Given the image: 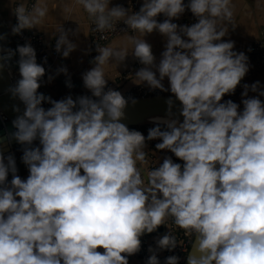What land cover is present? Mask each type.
<instances>
[{"label":"clouds","instance_id":"clouds-1","mask_svg":"<svg viewBox=\"0 0 264 264\" xmlns=\"http://www.w3.org/2000/svg\"><path fill=\"white\" fill-rule=\"evenodd\" d=\"M13 2V34L39 28L50 7L58 6ZM75 3L97 31L122 22L134 35L125 32L123 46H97L95 67L82 77L91 97L75 100L38 92L45 69L30 43L6 52V60L19 55L20 79L11 91L25 110L13 121L12 136L24 146L21 159L29 175L22 180L14 157L0 153V264H128L140 238L169 220L194 237L187 264H264V102L243 98L242 110L231 100L221 102L249 70L244 52L222 40L228 26L235 27L233 0H143L132 14L109 7L110 0ZM186 8L197 22H172ZM63 11L70 9L65 5ZM154 30L166 38L158 64L144 39ZM56 31L55 49L66 58L76 46L61 26ZM130 52L144 66L133 82L163 91L167 78L182 106V122L154 118L147 137L121 123L129 100L106 90L105 70ZM258 84L251 85L253 92ZM244 88L247 97L249 86ZM42 102L51 106L45 109ZM167 104L171 117L172 100ZM146 139L160 140L155 148L170 151L183 165L166 157L148 169ZM156 243L169 251L178 244L171 232ZM149 251L146 264H160ZM165 264H179V258L169 256Z\"/></svg>","mask_w":264,"mask_h":264},{"label":"crops","instance_id":"crops-1","mask_svg":"<svg viewBox=\"0 0 264 264\" xmlns=\"http://www.w3.org/2000/svg\"><path fill=\"white\" fill-rule=\"evenodd\" d=\"M134 0H110L109 7L123 6L132 14L131 5ZM141 4L143 0H138ZM49 5L57 4L56 8L49 10V16L44 20L39 28H32L37 32L44 35L48 43L58 39L59 32L56 31L60 26L67 33L70 42L75 44V49L69 54L68 57H63L61 49L60 58L56 61L52 71L46 78L43 88L51 96H58L66 98L71 96L73 100L80 96H90L91 92L84 87L83 74L95 67L94 58L99 54L90 45V17L83 11L82 6L75 3V0H48ZM234 4V20L235 27L228 26L229 30L223 41L234 42V51L237 53L244 52L248 58L249 46L257 41L260 37V32L264 30V0H233ZM67 5L70 9L69 12H64L63 8ZM15 6L13 0H0V46L4 51H8L13 47V33L12 27L14 26V14L12 8ZM129 35V34H128ZM123 36V35H122ZM122 36L114 38L109 43H115L117 46H123L125 41L121 39ZM146 42L151 45L152 53L155 57V63L158 64L161 59V54L165 50L166 38L158 31H153L144 37ZM108 43V44H109ZM107 44V45H108ZM14 60V59H13ZM18 60L15 58L14 65L11 67L13 70L19 72ZM138 59H136L131 52L126 59L117 65V67L108 66L105 70L107 79L106 86L113 84L114 89L120 92H127L133 87L137 86L133 82L135 73L142 67L138 66ZM249 70L240 81L243 86L237 97V105L240 110L243 109V98H259L264 102V96H259L260 91H264V77L260 71L255 69L248 58ZM66 68V73L60 71ZM131 72L126 79H120L119 75L125 72ZM158 77V73H157ZM259 82L256 92L251 90V85ZM70 83V87H69ZM163 86L169 88L168 80L165 78ZM146 84V83H142ZM248 85L247 97H243L242 93L245 91L244 86ZM22 180L26 179L29 175L28 170H21L16 173ZM11 173L8 175L7 180L10 183ZM97 251L103 252L102 248ZM128 264H141L137 261H132Z\"/></svg>","mask_w":264,"mask_h":264},{"label":"built area","instance_id":"built-area-1","mask_svg":"<svg viewBox=\"0 0 264 264\" xmlns=\"http://www.w3.org/2000/svg\"><path fill=\"white\" fill-rule=\"evenodd\" d=\"M185 4L187 5L188 0H184ZM142 4L138 0H134L131 8L132 13L138 12ZM166 19L163 15H160L157 17L158 22H163V20ZM172 22L176 23L178 26L181 25H191L196 21V18L192 15V13L186 8L185 12L177 19H174ZM17 23L16 17L14 15V25ZM90 26V45L91 47L97 51V46L103 47L106 46L110 41H112L114 38L122 36L127 32L129 35H134V33L127 28L126 25H124L122 22L118 23L116 26H114L111 30H105L104 32H99L95 28V24L92 19L89 21ZM155 31V30H154ZM56 41H53L51 43H48V41L45 39L44 35L37 32L34 29L31 30H23L20 34H13V47L10 49L11 51L15 52L17 49V46H23L25 43H30L31 46L34 48L36 53V61L38 64H40L45 69V74L40 80V87L38 88V92L42 93L46 97H50L52 100H61L63 98L58 96H51L49 95L45 89L43 88V84L52 71L56 61L60 58V52H57L55 49ZM9 51V50H8ZM3 51V57L5 56L6 52ZM15 58H19L18 53L14 56H12L10 59H4L6 65L9 64L10 61H12ZM248 58L251 63V65L260 71L264 77V30L260 32V37L257 41L252 43L248 48ZM139 62V60H138ZM138 66H141V63H138ZM8 67V66H7ZM10 72L11 81L13 84V87L15 86L16 82L20 79L19 72L13 70L12 68H8ZM131 72H125L121 73L119 75L120 79H126ZM243 84L240 82V84L236 87L234 92L232 94H226L222 97L221 102H225L227 100H231L237 104V97L242 89ZM108 88H111L113 90L119 91L117 89H114L115 86L113 84H110L109 86H106V90ZM168 87H164V90L160 89H152L147 84H140L132 89H130L127 92H120L122 96L129 100V103H131L133 100H141V99H148L152 97H163V96H170L173 95L169 90ZM91 97V95L89 96ZM128 103V104H129ZM23 104V103H22ZM51 105L47 102H42V107L45 109L49 108ZM0 118L2 123L8 122L9 118L4 115L2 112H0ZM156 125H148V126H130L128 127L130 130H137L140 131L145 137H147L148 130L152 127H155ZM164 126L161 125V128ZM161 142L160 140H151L148 141L146 139V146L144 148L145 153L148 155L147 164L146 167L148 169H151L153 167H158L160 163L163 162V160L166 157H170L173 162L180 163L183 165V161L179 160L168 150H157L155 148V145L157 143ZM34 147H38L39 145L34 141L33 142ZM23 148L24 146L16 142L14 145H10V150L3 154L5 157L8 155H12L14 157L16 165L20 162H22V155H23ZM168 225H160L156 231L148 234H144L141 239V246L139 252L131 255L128 257V263L132 261H137L141 264H146L148 258L152 255V252L149 251V249H152L155 251L157 258L160 262V264H165V260L167 257L175 255L179 258V264H184L187 255L191 249L192 241L194 240V237L186 236L183 232V230L177 228L171 220H169ZM171 234L175 236L178 244L177 247L171 251L164 249L160 250L157 248V241L165 234Z\"/></svg>","mask_w":264,"mask_h":264},{"label":"water","instance_id":"water-1","mask_svg":"<svg viewBox=\"0 0 264 264\" xmlns=\"http://www.w3.org/2000/svg\"><path fill=\"white\" fill-rule=\"evenodd\" d=\"M12 88L13 84L10 72L5 63L0 46V112L9 118V121L5 123H2L0 118V153L2 154H6L10 150V145L16 144L17 141L12 136L16 131L13 127V121L17 116L22 115L25 110V106L18 97L12 94ZM170 99L172 100L171 117H169V106L167 104V101ZM181 107L180 102L174 95L136 100L134 103L131 102L125 107V115L121 123L127 127L156 125L153 122L154 118H172L182 122L183 117L180 115ZM35 142L39 145L38 140ZM16 168L17 172L28 170L23 162L18 163ZM191 252L192 248L188 254ZM184 264H187V259Z\"/></svg>","mask_w":264,"mask_h":264},{"label":"rangeland","instance_id":"rangeland-1","mask_svg":"<svg viewBox=\"0 0 264 264\" xmlns=\"http://www.w3.org/2000/svg\"><path fill=\"white\" fill-rule=\"evenodd\" d=\"M1 49H2V47H1ZM2 51H4V49H2ZM14 63H15V59L12 60V61H10L9 64H8L7 66H8V67H11L12 64L14 65Z\"/></svg>","mask_w":264,"mask_h":264},{"label":"trees","instance_id":"trees-1","mask_svg":"<svg viewBox=\"0 0 264 264\" xmlns=\"http://www.w3.org/2000/svg\"><path fill=\"white\" fill-rule=\"evenodd\" d=\"M2 50V49H1ZM2 53H3V51H2Z\"/></svg>","mask_w":264,"mask_h":264}]
</instances>
